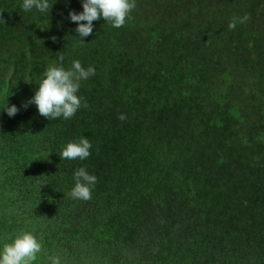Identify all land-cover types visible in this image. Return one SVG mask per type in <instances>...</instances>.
Segmentation results:
<instances>
[{"label":"trees","instance_id":"16d2710c","mask_svg":"<svg viewBox=\"0 0 264 264\" xmlns=\"http://www.w3.org/2000/svg\"><path fill=\"white\" fill-rule=\"evenodd\" d=\"M235 1L135 0L123 27L94 21L81 43L69 13L83 12L82 0H49L47 13L0 0V73L14 65L19 92L35 95L60 55L66 70L74 60L95 68L77 93L88 107L68 120L34 114L29 132L40 131L29 145L0 121V160L38 191L52 213L46 231L77 223L89 263L264 264V0ZM128 53L141 59L137 66ZM150 73L158 75V95L146 84ZM92 118L99 125L90 126ZM82 137L92 144L90 157L61 160ZM113 166L120 197L105 178ZM81 167L97 177L88 201L68 196ZM134 205L145 208L146 223ZM32 210L23 205V217ZM9 217L0 215V244L21 232ZM250 238L255 255L218 242L245 247ZM65 256L71 260L62 264L81 263Z\"/></svg>","mask_w":264,"mask_h":264},{"label":"clouds","instance_id":"9594fccd","mask_svg":"<svg viewBox=\"0 0 264 264\" xmlns=\"http://www.w3.org/2000/svg\"><path fill=\"white\" fill-rule=\"evenodd\" d=\"M232 1L236 2L235 0ZM52 7L53 5L49 4V0H23L22 3V8L25 12L35 9L40 13H47ZM82 7L83 12L79 14L75 11L69 13L70 20L78 25L76 32L78 33L81 43H83L85 37H88L93 33L94 21L103 19L114 28L123 27L126 20L130 18V13L136 7V4L135 0H82ZM247 19L248 17L245 16L244 20ZM0 23H6L3 18V12H0ZM236 23V18H233L229 23V30L234 29ZM217 44L220 43L217 41ZM128 54L131 56V61L137 66L141 59L134 56L132 53ZM64 59V56L60 55L59 65H57L55 61L49 64L43 74L44 78L40 82L35 95L34 92L31 94L26 93L25 91L21 93V91L19 92L17 90L20 83L16 78H13V73L16 72V67L14 65L5 67L4 73H0V100L5 96H9L8 99L11 101L10 105L7 106L6 104V106L0 108V121L4 120V125L7 131L12 132L18 139H22L21 141L25 140V144L27 145L34 141L33 135L40 131L36 129L33 133L29 132L31 118L34 114L39 117L40 121L44 122H48V120H56L61 117L68 120L79 115L83 107H88L87 102L84 101L82 97H79L77 93L80 90L81 84L89 79V77L95 75V68L90 66L85 69L79 60H74L71 68L66 70L63 67ZM152 70L153 69L151 68V71ZM149 83L156 85L158 95L159 84L158 75L156 73H150L147 76L146 84ZM119 119L124 120L126 117L121 115L119 116ZM7 120L9 122L5 123ZM99 122V120L92 118L90 126L95 127L99 125ZM45 129L46 128L42 129V131ZM54 130L55 128H51L50 135L54 133ZM38 142L40 141L38 140ZM38 142L36 141L34 143ZM91 147L92 144L90 143V140L82 137L79 142L68 143L59 156L61 160H86L91 155ZM0 162L4 167H10V163L6 158L3 160L1 159ZM6 173L7 168L0 167V176L5 175ZM105 178L110 190L111 188L109 184L113 186V189L118 187L120 197L122 182L121 177L117 176L115 166L109 169L108 172H105ZM74 181L75 186L68 193V196L76 200H90L92 198V188L97 183V177L90 175L85 168L81 167L74 173ZM195 182V180H191L192 184ZM108 195L109 193L106 197H108ZM126 195L127 192L125 191L124 197ZM124 197L122 200L126 202ZM113 204L115 205V201ZM129 209L146 223L147 212L144 207H137L134 205L129 207ZM109 214H111V212ZM96 215L97 214H94L93 216ZM113 219L129 223V220H124L117 215H113ZM218 242L224 247L225 244L233 246L241 252H251L254 255L256 252L257 244L254 238L247 240L245 247H241L238 242L234 244V241L220 242L218 239ZM42 252V241L32 232L23 231L19 233L11 243L3 244L2 251H0V264H34ZM48 259L50 264H62L59 256H49ZM90 264L105 263L95 259ZM160 264H166V262Z\"/></svg>","mask_w":264,"mask_h":264},{"label":"rangeland","instance_id":"374dc122","mask_svg":"<svg viewBox=\"0 0 264 264\" xmlns=\"http://www.w3.org/2000/svg\"><path fill=\"white\" fill-rule=\"evenodd\" d=\"M0 167L7 168V173L3 175L5 179L0 178V183H5L2 184L4 188L0 186V215L7 214L12 216L16 220L15 224L18 229H21V232H32L42 241L43 252L38 256L34 264H50L48 257L53 255L59 256L62 263H65L67 260H71L65 256L67 254L72 258L75 255H79L81 259L80 264H90L88 257L85 255L84 250H82L83 248L76 240L77 223L72 220H65L61 225V229L46 231L49 227L48 216L52 215V213L46 211L45 203L38 202V191L24 184L21 179L17 178L16 173L13 172V176H11V168L9 166L4 167L0 162ZM12 170L14 171L13 168ZM11 180L14 188H10L11 184L8 183ZM31 190H33V193ZM34 203H37L39 206L35 208ZM23 205L32 206L35 210H32L28 214L23 212L25 214V217H23L21 212ZM90 215L93 217L94 214ZM27 216L30 217L29 220H27ZM12 217H9V219ZM26 222L28 223L25 226L24 223ZM11 242L10 237L9 240L0 244V251H2L4 243Z\"/></svg>","mask_w":264,"mask_h":264}]
</instances>
